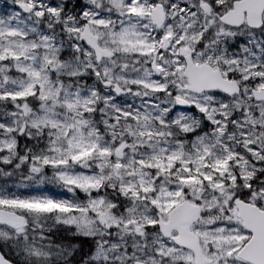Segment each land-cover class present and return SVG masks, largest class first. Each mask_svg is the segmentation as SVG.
Wrapping results in <instances>:
<instances>
[{
  "label": "snow or ice",
  "instance_id": "obj_1",
  "mask_svg": "<svg viewBox=\"0 0 264 264\" xmlns=\"http://www.w3.org/2000/svg\"><path fill=\"white\" fill-rule=\"evenodd\" d=\"M0 264H264V0L0 2Z\"/></svg>",
  "mask_w": 264,
  "mask_h": 264
},
{
  "label": "rangeland",
  "instance_id": "obj_2",
  "mask_svg": "<svg viewBox=\"0 0 264 264\" xmlns=\"http://www.w3.org/2000/svg\"><path fill=\"white\" fill-rule=\"evenodd\" d=\"M0 2H3V0H0Z\"/></svg>",
  "mask_w": 264,
  "mask_h": 264
}]
</instances>
